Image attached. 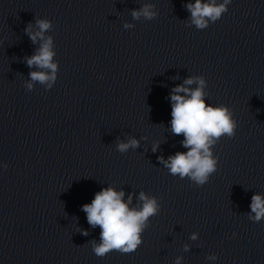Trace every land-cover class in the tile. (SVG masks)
Returning <instances> with one entry per match:
<instances>
[{"label":"clouds","instance_id":"clouds-1","mask_svg":"<svg viewBox=\"0 0 264 264\" xmlns=\"http://www.w3.org/2000/svg\"><path fill=\"white\" fill-rule=\"evenodd\" d=\"M231 0H195L194 3H186L184 7L191 13L190 22L197 29H206L210 22L215 23L224 13L228 11ZM154 5L144 4L140 9L132 10L131 15L134 20H139L141 16L145 20H153L157 13L153 10ZM38 30L33 31V25L29 23L24 31L28 34L32 43L41 41L39 49L30 57H26L29 68L37 66L40 69H50L51 74L44 71H32L29 73L31 81L47 83L51 89L56 81L57 63L53 62L55 52L53 51V40L51 37L45 39V32L52 28V23L48 19L36 20ZM125 29L133 25L125 24ZM51 81V83H48ZM196 83L197 88L190 89L185 85ZM32 83L27 84V89L31 90ZM207 81L203 76L189 77L183 84L174 87L170 93L171 100V131L174 135H183L181 144L188 149L187 152H176L165 160L158 157L173 176L180 179L187 177L194 182L197 187L205 185L213 173L218 168V157L213 155L212 148L219 140L227 136L233 138L236 133L237 122L233 118V111L225 105L213 106L206 103L204 88ZM180 93H184L181 95ZM139 146V141L135 138L127 142H118L117 151L126 153L129 149ZM159 145L153 146V151ZM4 167H7L5 165ZM125 193L115 190L109 186L101 189L95 194L90 204H84L82 210L87 215L88 224L95 228H100V242L91 241L92 251L98 257H104L112 251L121 254L135 252L143 243L142 233L149 226V218L158 215L161 204L155 197H149L144 192L139 194L142 206L130 208L132 196L129 195L126 202L123 197ZM251 212L248 214L249 220L260 222L264 220V197L260 194H253L250 204ZM254 214V215H253ZM85 236L87 230L80 229ZM191 239H197V234L193 233ZM184 250L188 251L189 246L185 245ZM209 260H217L216 255H209ZM182 258L178 257L176 264H180Z\"/></svg>","mask_w":264,"mask_h":264}]
</instances>
